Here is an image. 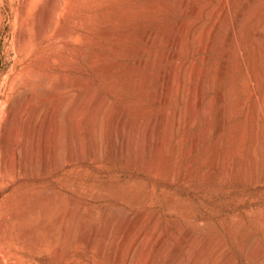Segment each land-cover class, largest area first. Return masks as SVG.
I'll return each mask as SVG.
<instances>
[{
	"label": "rangeland",
	"instance_id": "374dc122",
	"mask_svg": "<svg viewBox=\"0 0 264 264\" xmlns=\"http://www.w3.org/2000/svg\"><path fill=\"white\" fill-rule=\"evenodd\" d=\"M47 1L0 0V264H195L203 252L216 257L210 264H264V126L252 106L264 85L254 76L264 39L252 32L264 0L243 25L241 55L235 43L218 50L222 68L226 50L234 55L206 88L211 115H192L178 96L170 118L158 76L172 61L162 54L198 8L217 7L225 24L223 0H54L39 35ZM227 1L240 9L246 0ZM215 53L206 54L208 75ZM230 76L236 87L225 105L234 108L224 126L212 97ZM192 117L193 154L182 157L180 174H164L156 167L164 132L177 134ZM252 123L258 160L248 174ZM229 134L235 154L226 168Z\"/></svg>",
	"mask_w": 264,
	"mask_h": 264
},
{
	"label": "bare ground",
	"instance_id": "6f19581e",
	"mask_svg": "<svg viewBox=\"0 0 264 264\" xmlns=\"http://www.w3.org/2000/svg\"><path fill=\"white\" fill-rule=\"evenodd\" d=\"M47 2H48V3H46L47 6H45L43 13L39 17V23H38V34L39 35L44 33L45 30H48V28L50 26V20H51L52 13H53L54 0H48ZM258 2H259V0H246V1L243 2L242 7L240 9H238L234 5H231L227 0H223L222 5L224 6V8H226L227 13H228V16H227L228 19L226 18L227 21H226L225 24H223L221 21H219V18L223 17V16H221V12L222 11L218 10L217 7H214V6L201 7V8H198V9L195 8L196 9L195 12H194L195 13V17H193L192 19L185 18L184 21L182 23H180L179 27H177L178 29H177L176 34L169 40V45L171 47L170 52H168L167 54H162L163 57H165L166 59L171 60L172 64H171V66L168 69H166L164 71H161L162 72L161 76H158L159 77L158 78L159 87H160L158 92L160 94L165 93L164 100H165V102H166V104L168 106L167 112H165V113L166 114L169 113V115H168L169 118H170V115H171L170 114L171 113L170 110H172L173 105L176 104L175 102H176V100H178L177 99L178 96H182V98H183V96L184 97H186V96L188 97V103H187L185 109L187 110V108H189L191 110V114L192 113L193 114L194 113H205V114L209 113L210 114L209 110H210V106L211 107L213 106L211 104L213 101L212 102H211V100L207 101V99H206V88H207V86H209V84H213L215 77L218 75V72H219V76L221 75V73L222 74L226 73V70L228 69V67H231V65H232L231 57L234 55V53H232L230 51V49L226 50L228 52V56L230 58V61L227 60V62L225 63V66L222 68V67H219V62H220L219 61V54L220 53L218 52V50L222 49L224 46H230L231 44L235 43L236 47L238 48L237 50L239 51V53L241 55V46H240V42L239 41H240V37H241V34H242L241 33L242 32V28H243L244 23L251 19L252 12L255 9V7L257 6ZM180 8H181V6H179V9ZM256 10H257V8H256ZM261 10H263V9H261ZM262 15L263 16H262V21L260 22V25H261L260 28L256 27V28H253V30H252L253 37L258 42L264 39V10L262 11ZM186 17H187V15H186ZM74 20L75 19H73V21ZM69 25L67 23L65 29L63 30V35L64 36L66 34H68L69 31H70V26ZM150 33H153V32H150ZM170 36H172V35H170ZM153 39H154V37H153ZM145 40H148V39L146 38ZM165 43H166V41H165ZM258 44H261V43H258ZM214 49H216V53H215V56L213 58V61L211 62V69L208 70L209 71V75H208V73H207V71H206V69L204 67V62H205V60H206V58L208 56V55L206 56L207 52H209L210 50L213 51ZM256 50H257L256 54H258L257 56L259 58V60H258L259 63L258 64H260L261 68L259 67V70H260L258 72L259 74L256 73L257 75H254V76H256L258 78L257 79L258 82H261L263 80V78H264V73H263L264 72V49L260 45V46H258V48ZM164 53H165V51H164ZM154 54H155V52H154ZM159 56H160V54H159ZM162 59H164V58H162ZM145 63H146V61H145ZM151 64H153V63H151ZM147 65L149 66V64H147ZM154 65L156 66V64H154ZM254 68H255V66H254ZM235 69H238V68L235 67ZM248 70H250V69H248ZM254 71H255V69H254ZM254 79H255V77H254ZM234 84L235 83L233 82V80H232V78L230 76L229 80H227L225 89L219 90L217 92V94L214 97H212V99L215 100L216 104L218 103V105H219V110H218L217 113H219V117L221 118V120H220L221 123L223 121L222 118L225 115L224 113H233V108H234V105H232L233 102L228 104V105H225V102L226 101H231V99H233V92H234L235 87H236V84L235 85ZM258 89H255V91H254L255 92V100H254V104L252 105L253 106V113H258V115L256 116L257 118H259V117L263 118V119L260 118V120L261 121L263 120V126H264V85L262 87V90H258ZM157 98H158V100L160 102H162L163 98H159V96ZM83 99H84V96H83ZM81 100H82V98H81ZM79 101H80V99H79ZM58 105H59V103H58ZM80 105H82V102H81ZM81 107H83V106H81ZM56 108L57 107H54V109H52L51 112L48 111V113L49 112L50 113H56ZM181 108L183 109V107H181ZM186 110H185V112H187ZM181 111H176L175 113H181ZM183 111H184V109H183ZM181 117L182 116H180L179 118H181ZM205 117H207V116H205ZM77 119L78 118H76V121H77ZM252 119H253V116H252ZM224 120H225V118H224ZM254 120H257V119H254ZM34 121H36V123H37L38 118L36 120H34ZM74 121H75V119H74ZM204 122H207V120L206 121L204 120ZM202 123H203V119H202ZM172 124H174V123H172ZM179 124L180 123L178 122V125ZM195 124H196V119H195V117H192L189 120L188 123H185L184 130H181V129L177 130L178 131L177 134H174V129H173V132H169L171 129H169V130L166 129L165 130L163 138H162V140L159 143V148H158L159 150H158V153H157V156H156V159H157L156 167L157 168H161L162 171L164 172V174H168V173H173L174 175L175 174H180L181 171H182V168H183L182 157H185V158L186 157H190L193 154L194 147L196 145L195 143L197 142V140L194 139L195 136L191 135L190 129ZM254 124H256V122ZM254 124L252 123V132L253 131L255 132L254 129H256V125L254 126ZM56 126H58V124H56ZM210 126H212L211 123H210L209 127ZM209 127H206V128L204 127V133H203L204 137H202L203 141L207 140L208 135L210 134L211 130L209 131ZM46 128H48V127H46ZM212 128H213V126H212ZM220 130H221V126L216 128L215 136H216V134L220 133ZM58 132H60V131H58ZM145 132H146V130H145ZM150 132H152V131H150ZM256 132L253 134V138H252L251 143L249 145L250 147H249V150H248L247 157H246V159L243 162L244 171H246L245 173H248V174L253 171V167L255 166V160H256L255 158H256V155L258 153V143L259 142L257 143V140L254 138ZM262 132H264V131H262ZM259 133H258V135H259ZM82 135H83V132H82ZM190 137H191V139H190ZM148 138H149V135H148ZM234 139L235 138H234L233 134H231L230 136L227 137V142H228L227 146H228V148H227V151H226V153H227L226 154V159L224 157V159H225L224 167H226V168H231L230 166H231V164L233 162V159H234V154H235V141H234ZM168 141L173 144V148L170 151H169V142ZM53 147H54L53 150H54V153H55L54 154V158H53L54 159V165H55V167L58 168V167H60V164H63V162L61 163L59 161L60 157L58 156L59 155V153H58L59 151H58L57 145L53 146ZM95 153H97V152L95 151ZM72 154H73V152H72ZM52 156H53V154H52ZM60 156H61V154H60ZM213 164H215V163H213ZM142 165H144V164H142ZM215 169H216V167H215ZM198 173L200 174V176H202V172L201 173L198 172ZM156 175L158 176V172H157V174H155V176ZM174 175H173V177H174ZM204 175H205V173H204ZM229 175H227V177ZM225 177H224V179H225ZM221 178H222V176H221ZM217 180L220 181V178L217 177ZM158 182L161 183V184L166 183V181H164V180H160ZM69 231H71V230H69ZM66 232H67V230H66ZM66 232L64 231V233H66ZM90 238H91V235H90ZM86 241L90 242L89 239H87ZM88 246H89V244H88ZM215 248L220 249V247L218 248L217 246H215ZM221 251L223 252V250H221ZM221 251H220V253H221ZM216 253L218 254V252H216ZM216 253H215V255H216ZM210 255L212 256L213 253H211ZM211 256H209V255L207 256V254H205L203 252V253L198 255V257L195 260L196 261L195 264H210L211 263ZM212 258L215 259L216 257L212 256ZM220 259H221V257H220ZM138 261L140 262V259ZM146 261H148V259ZM213 261H215V260H213ZM216 261H218V260H216ZM215 262H214V264H215ZM228 262H229V259L226 258L225 260H223L222 264H228ZM217 263H219V262H217Z\"/></svg>",
	"mask_w": 264,
	"mask_h": 264
}]
</instances>
